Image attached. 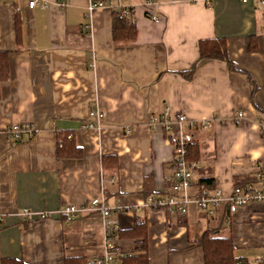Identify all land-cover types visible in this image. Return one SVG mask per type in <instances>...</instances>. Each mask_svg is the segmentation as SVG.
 Here are the masks:
<instances>
[{"label": "crops", "instance_id": "0c3cea01", "mask_svg": "<svg viewBox=\"0 0 264 264\" xmlns=\"http://www.w3.org/2000/svg\"><path fill=\"white\" fill-rule=\"evenodd\" d=\"M0 0V51H8L10 79L0 99V264L90 263L102 252L99 214L67 222L61 211L104 198L111 207L140 205L165 196L175 168L170 134L151 121L170 108L172 117L210 121L194 130L201 153L195 181L213 180L229 195L247 179H258L264 163V7L257 0H124L133 7L138 36L113 41L114 13L88 12L90 0ZM160 20L153 21L150 14ZM21 20L17 37L16 21ZM257 40V52L248 48ZM224 38L226 62L201 61L199 44ZM193 74L190 78L186 74ZM105 114L101 130L87 129L90 112ZM245 112L236 125L238 112ZM35 127L34 137L12 142L11 125ZM71 132L80 158H59L58 135ZM116 157L115 165L104 159ZM199 184V183H198ZM46 213L24 219L21 213ZM181 217L164 211L124 212L114 217L123 231L136 222L148 226L150 264H204L196 245L207 230L233 237L237 256L250 264L264 254V204L230 213L227 206L208 217L196 207ZM183 223V224H181ZM121 255L138 244L117 239Z\"/></svg>", "mask_w": 264, "mask_h": 264}, {"label": "built area", "instance_id": "2783aa9c", "mask_svg": "<svg viewBox=\"0 0 264 264\" xmlns=\"http://www.w3.org/2000/svg\"><path fill=\"white\" fill-rule=\"evenodd\" d=\"M40 0H28L29 9L40 6L45 9L47 4L40 3ZM60 5L65 7L70 0H60ZM203 1V0H196ZM248 0H243L246 3ZM258 4L264 7V0H257ZM146 5H152V0H146ZM107 8L114 13L117 23H125L135 12L133 7L124 4V0H90L88 12L97 9ZM150 18L158 22L160 18L152 14ZM90 123L87 129L101 130L105 114L99 109H93L90 113ZM170 108H165L161 117H154L151 125L154 127L163 126L170 134L172 142L173 167L175 168L173 184L165 196L147 197L143 203L134 208L126 206L113 207L109 206L104 198L93 199L90 203L81 206L72 205L61 211V215L67 217L66 221H72L79 216L87 213H96L101 216L103 228V248L91 264H119L121 250L118 245L116 234L121 230L119 221L114 217L118 213L146 211H164L175 216H185L190 212L191 207H196L204 212L208 217L215 216L218 208L227 206L229 212L236 213L240 207L253 205L255 203L264 204V163L259 166L257 183L239 185L235 187L229 195H223L219 189H208L199 185L195 181L196 164L189 160V150L195 143L192 133L194 130L208 128L210 121L190 122L185 115H179L173 118ZM246 119L245 112H238L234 118L236 125H241ZM262 136H264V120H258ZM6 136L12 142H22L24 137L32 138L37 133L34 126L29 124L11 125L6 129ZM61 146L62 141L59 143ZM47 217L46 213H33L26 210L21 213L25 220H33L35 217ZM253 264H264V254L257 258Z\"/></svg>", "mask_w": 264, "mask_h": 264}, {"label": "trees", "instance_id": "16d2710c", "mask_svg": "<svg viewBox=\"0 0 264 264\" xmlns=\"http://www.w3.org/2000/svg\"><path fill=\"white\" fill-rule=\"evenodd\" d=\"M119 23V22H118ZM17 37L21 34V20L16 21ZM138 36V27L136 26V20L134 15L129 18L125 23L115 25L113 29V41L116 44H128L133 43ZM258 45L255 37L251 39L249 50L251 52H257ZM199 52L201 61L217 60L226 62L232 71H235L236 67L231 62L229 57V51L227 47V41L224 38L219 39H206L199 44ZM8 51H0V88L1 85L6 83L10 79V61ZM193 74H186L187 78H190ZM1 99V89H0ZM58 139L62 141V146L59 144L57 155L59 158H80L82 150L75 143L74 134L71 132L60 133ZM59 143V141H58ZM189 160L199 161L201 153L197 144H193L189 150ZM116 157H109L104 159V166L115 165ZM199 185H202L208 189H213L214 181L199 179ZM259 180L247 179L239 182L240 185L254 184ZM183 224V223H181ZM117 239H130L138 244L137 252L134 254L122 255L119 260V264H150L149 255V241H148V226L144 222H136L134 228L123 231L122 229L116 234ZM196 245L202 248L204 253V264H250L245 257H239L235 251L234 239L228 236L227 238L220 237L217 230H207L196 242ZM2 264H26L21 259H1ZM65 264H91L86 258L71 257L67 258Z\"/></svg>", "mask_w": 264, "mask_h": 264}]
</instances>
